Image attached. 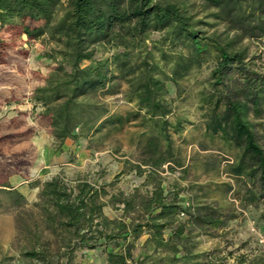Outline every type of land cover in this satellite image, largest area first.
<instances>
[{
    "label": "trees",
    "instance_id": "16d2710c",
    "mask_svg": "<svg viewBox=\"0 0 264 264\" xmlns=\"http://www.w3.org/2000/svg\"><path fill=\"white\" fill-rule=\"evenodd\" d=\"M200 1L217 8L222 18L236 24L245 35L264 33V0ZM39 21L43 24L31 25ZM7 24L21 25L29 38L48 33L58 47L61 60L45 84L35 88L31 99L43 106L41 113L49 117L52 135L59 143L122 124L120 116L109 114L102 103L89 99L99 90L118 93L120 79L127 83L125 99L138 108L134 116L143 111L149 119H160L157 133H144L142 158L130 168L143 177L141 184L128 193L110 195L109 203L121 210L119 217L104 214L102 197L108 194L104 184L81 175L71 182L60 175L36 182L39 192L33 206L38 219L34 233L27 238L24 257L40 264H78V250L103 247V264H185L187 234L216 230L233 217L211 206H185L177 190L163 187L162 173L183 166L167 131L166 116L171 108L166 81L176 84L189 70L200 67L211 50L216 51L213 83L228 85L225 79L238 73L245 86L235 88L238 94L232 90L225 95L224 119L230 138L241 148L235 174L249 178L251 200L261 203L264 214V145L251 120L264 119V74L247 68L242 50H230L211 36H200L186 0H0V26ZM152 31L164 34L148 46L147 34ZM104 41L122 50L93 59L94 46ZM166 42L184 46L188 52L166 54L162 48ZM155 50L162 60L172 63L169 74L156 60ZM85 60L89 63L83 65ZM172 128L179 132L180 121ZM8 191L18 206L24 205L20 192ZM166 229H170L167 235ZM142 235H146V253L134 261L132 250ZM50 236L56 239L50 240ZM52 251L56 252L54 263L49 259ZM155 253H161L157 260ZM201 256L203 261L196 264H228L226 256L213 251ZM234 264H264V251L238 255Z\"/></svg>",
    "mask_w": 264,
    "mask_h": 264
},
{
    "label": "rangeland",
    "instance_id": "374dc122",
    "mask_svg": "<svg viewBox=\"0 0 264 264\" xmlns=\"http://www.w3.org/2000/svg\"><path fill=\"white\" fill-rule=\"evenodd\" d=\"M186 1L200 36H211L230 50H242L247 68L264 74V33L245 35L236 24L222 18L217 8L200 0ZM61 14L60 10L55 19ZM42 24L41 21L31 23L33 26ZM163 34V31L149 32L146 44L150 46L152 40L161 39ZM162 48L172 56L188 52L184 46L169 42ZM57 50L48 33L34 39L29 38L19 24L0 26V264H40L22 254L38 219L33 206L39 192L36 182L43 183L55 175L71 182L81 175L104 184L108 192L102 197L105 215L119 217L121 210L109 203L110 195L118 191L128 193L141 184L143 177L130 168L142 158L144 133L159 131L160 119H149L143 111L138 117L134 116L138 108L125 99L127 83L120 79L118 93L99 90L89 99L102 103L109 114L120 116L122 124L59 143L52 135L49 117L41 113L43 106L31 99L35 88L45 84L61 60ZM120 50L121 47L104 41L94 46L93 59ZM159 54L155 50L156 60L169 74L172 63H166ZM215 56L216 51L211 50L200 67L189 70L176 84L166 81L171 108L166 116L170 124L167 131L183 166L162 173L163 187L166 191L177 190L185 206H211L233 216L216 230L206 233L193 230L187 234L189 256L183 260L185 264L202 262L204 256L201 255L212 251L226 256L228 264H234V257L238 255L251 256L264 251L263 207L251 200L253 187L249 178L235 174L234 166L239 162L241 148L230 138L224 119L225 95L232 90L233 94H238L236 89L245 86L238 73L225 79L228 85L214 84L211 72L216 65ZM88 63L85 60L83 65ZM251 120L256 124L257 138L264 145V119L251 117ZM177 121L181 129L174 132L172 125ZM11 189L24 196L23 206H18L11 198L8 191ZM169 232L170 229H166L165 235ZM145 237L142 235L135 242L134 261L146 253ZM75 254L78 264H103L106 259L103 247L82 249ZM160 256L161 253H155L156 260ZM49 259L55 262V251Z\"/></svg>",
    "mask_w": 264,
    "mask_h": 264
},
{
    "label": "crops",
    "instance_id": "0c3cea01",
    "mask_svg": "<svg viewBox=\"0 0 264 264\" xmlns=\"http://www.w3.org/2000/svg\"><path fill=\"white\" fill-rule=\"evenodd\" d=\"M104 211V210H103ZM104 214H105V212H104Z\"/></svg>",
    "mask_w": 264,
    "mask_h": 264
}]
</instances>
